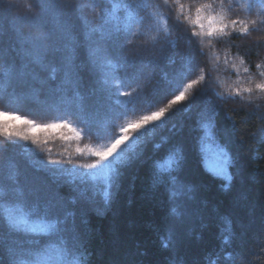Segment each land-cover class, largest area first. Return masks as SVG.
<instances>
[{"label": "trees", "instance_id": "obj_1", "mask_svg": "<svg viewBox=\"0 0 264 264\" xmlns=\"http://www.w3.org/2000/svg\"><path fill=\"white\" fill-rule=\"evenodd\" d=\"M78 2L48 0L52 6L49 27H54L56 5ZM204 2L207 0H168L167 7L159 10L162 24L171 29V36L162 38L157 45L163 51L155 54V65L143 70V79L129 86L131 96L120 97V110L106 112L99 108L91 135L76 139L67 128L42 130L45 125L67 119L87 133L80 120L68 115L80 106H96L97 97L90 94L87 80L80 89V100L74 99L71 92L57 90L62 73L53 81L39 69V79L28 86L21 87L14 80L0 91V112L6 113L0 115V128L29 132L39 140L38 145H33L0 134V176L15 173L21 189H36L42 199L60 196L65 202L75 195L72 184L79 183L69 172L85 171L77 166L95 162L88 147L99 148L110 137L120 135L122 126L167 108L159 122L146 126L155 130L137 146L136 156L121 166L115 197L108 206L80 202L69 205L77 212L82 264H208V254L225 247L222 237L229 230L236 239L225 251V261L235 249L243 257L236 264H264V92L255 89L256 84L264 83V0H254L251 11L250 0L218 2L216 11L229 22L228 35L224 37L229 43H205L204 55L197 53L194 69L186 71L181 58L189 52L188 40L195 30L186 17L191 14L194 19L195 6ZM38 15L37 0H0L6 59L15 58L17 64L21 63L14 50L17 31L35 34L31 25L17 18ZM232 20L240 21L235 30ZM252 20L257 23L252 25ZM244 28H248V35H241ZM173 43L177 44L175 48ZM4 63L0 60V72ZM201 68L205 80L188 89L184 100L171 104L183 90H178L177 85L195 79ZM245 87H253V93H244ZM211 109H215V128L212 136L205 137L203 125ZM25 120L40 128L29 131ZM130 134L135 133L130 130ZM173 149L183 157L182 167L176 172L175 197L171 186L154 181L153 176L156 165L167 163ZM221 149L227 151V159ZM213 165H223L231 180L214 175L210 170ZM55 168L66 171L54 174L50 170ZM100 199L98 196L97 201ZM174 201L184 214L182 223L175 226L170 217ZM170 229L174 239L169 248H164L162 241L168 238ZM4 258L7 264V254ZM212 260L224 264L215 256Z\"/></svg>", "mask_w": 264, "mask_h": 264}, {"label": "snow or ice", "instance_id": "obj_2", "mask_svg": "<svg viewBox=\"0 0 264 264\" xmlns=\"http://www.w3.org/2000/svg\"><path fill=\"white\" fill-rule=\"evenodd\" d=\"M218 2L222 4L223 0L199 3L195 6V18L191 14L186 17L195 29L191 31L188 40L190 50L181 58L182 67L186 71L194 69L197 53L204 55L202 49L205 43L209 46L213 41L229 43L224 41V37L228 35L226 30L229 22H226L223 14L216 11ZM167 5L168 0H137L136 3L131 0H79L75 4L56 5L54 27H49L48 13L52 6L48 0H37L40 15L17 18L21 23L29 24L35 29L34 35L22 31L15 34L17 48L14 50L20 57V64L16 63L15 58H5L4 26L0 24V60L5 61L4 69L0 72V91L6 83L14 80L21 87L28 86L30 81L39 79V72H46L48 79L53 81L57 79L58 73H62L57 90L71 92L74 99L80 100V89L87 80L90 94L97 97L96 106L87 109L80 106L76 112L68 114L69 117L74 116L80 120L88 129L87 133L83 128L74 127L67 119H61L59 124L45 125L42 130L67 128L76 139L91 135L99 108H105L106 112L120 110L123 106L120 97L131 96L129 86L143 79L144 69L155 65V54L163 51L157 45L162 42V38L167 40L171 36V29L160 20L159 10ZM248 7L251 11L254 0H250ZM180 9L183 14L182 4ZM261 9L264 10V4ZM167 10L171 12L170 8ZM230 23L235 30L240 21L232 20ZM256 23V20L251 21L252 25ZM248 34V28L241 32V35ZM193 37L196 39L193 40ZM193 45L196 47L193 48ZM176 46L173 43L172 47ZM213 59L218 57L214 56ZM244 71L247 73L248 69L245 68ZM200 73L186 85H177L178 90H183H179L171 104L184 100L188 89L205 80L203 68ZM261 75L264 76V73ZM255 89L264 92V83L256 84ZM242 91L252 94L254 89L245 87ZM237 95H240L239 90ZM166 112L167 108L160 109L139 121L129 122L120 128V135L110 137L99 148L88 147L87 152L96 158L95 162L77 166L85 171L69 172V175L78 178L79 183L72 184L71 190L75 195L66 202L60 196L42 199L36 189H21L17 186L15 173L10 172L7 177L0 176V264H5V254L7 264H82L78 255L82 242L76 219L77 212L75 207L69 208V205L75 206L80 202L108 206L115 197L121 166L136 156L137 146L155 130L154 127H146L149 122H159ZM5 114L0 112V115ZM214 116L215 109H211L203 125L205 137L213 134ZM16 118L20 119L19 116ZM24 122L29 125V131L40 128L31 120ZM130 130L135 134H130ZM0 134L9 139L17 138L33 145L39 144L37 137L29 132L11 131L6 126L0 128ZM261 139L264 141V136ZM77 151L83 152L79 148ZM221 154L225 159L228 158L226 150L221 149ZM182 161L181 153L173 149L167 163L157 164L153 173L154 181L172 187L173 197L177 195L176 172L182 167ZM51 163L59 164L61 161ZM210 170L218 177L231 180L223 165H213ZM50 171L58 174L66 170L55 168ZM98 196L101 197L99 201ZM83 210L81 208V212ZM170 217L174 226L183 221L184 214L175 201ZM173 239V231L170 229L168 238L162 241V246L169 248ZM235 239V235L229 230V234L222 237L225 247L210 252L208 264H215L212 256L224 264H236L237 260L243 259L233 249L228 260H224L225 251L232 247Z\"/></svg>", "mask_w": 264, "mask_h": 264}]
</instances>
